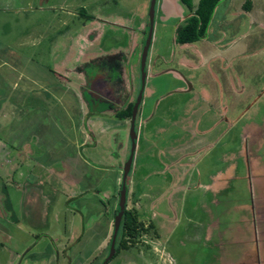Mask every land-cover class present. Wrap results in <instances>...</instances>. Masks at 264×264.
I'll return each mask as SVG.
<instances>
[{
    "label": "rangeland",
    "instance_id": "rangeland-1",
    "mask_svg": "<svg viewBox=\"0 0 264 264\" xmlns=\"http://www.w3.org/2000/svg\"><path fill=\"white\" fill-rule=\"evenodd\" d=\"M150 1L0 0V90H3L2 82L5 77L12 75L11 79L15 80L20 72L25 73L20 67L25 68V63H32L38 68L32 71L29 65L30 67L27 66L26 69L38 77L41 71L45 84L50 85L48 89L52 91L50 83L56 78L48 70L58 69L56 72L72 79L74 83H78L83 77L87 80L89 89L83 93L89 103L88 113L94 112L95 108L101 109L105 106L92 98L94 94H98L93 89L94 85L100 89V84L96 81L105 79L107 74V68L99 67L96 62L117 55L122 60L124 71L137 98L142 87L141 61L150 26L148 16ZM198 2L199 0H193L195 7ZM89 14L97 19L92 21ZM189 14V8L181 0L156 2L153 38L145 67L147 76L139 109L148 111L158 107L160 110L158 116L161 119H165L162 115L164 109L172 108L174 112L169 117L179 119L181 110L190 106L187 102L189 97L187 93L172 90L179 85L189 87L188 83H184V77H187L189 82L191 80L196 88L210 87L213 73L226 80L232 76L246 88L244 95L236 96L237 104L241 101L244 105L264 91V0H221L209 24L207 37L191 44L177 43L174 38L176 27L183 23ZM110 22L119 23V26ZM124 25L130 29L124 28ZM99 37H102L99 39L101 43L96 41L91 45L87 42L84 44L85 40ZM214 53L220 54L219 58H228L230 65L226 62L222 67L215 60L211 65L205 62L203 65L199 63L196 67L179 64L182 59L195 60L196 63L202 58H207L208 61L210 55ZM72 60H75L76 64ZM3 61L6 62L2 63ZM26 74L31 75L27 71ZM181 75L182 79L179 77ZM7 89L10 88L7 86ZM81 90L77 86V91ZM5 92L8 91L5 89ZM51 100L43 106L42 103L34 106L35 100L29 99L31 107H34L31 108L29 104L27 109L42 113L38 112L37 116L31 117L35 120L34 127L20 132L19 137L41 138L42 151H45L42 158L45 169L53 167L61 172L69 170L70 174L77 172V189H85L93 183L101 192V197L107 200L114 193L116 167L103 170L102 179L98 183L93 179L96 174L93 169L87 170L86 167L84 170L81 163L63 162V159L74 151V137L80 134L76 129L73 130L71 125L74 122L76 128L78 124L80 125L81 118L80 114L73 115L71 108V111L66 109L62 98H55L52 95ZM19 102L20 100L11 99L10 109H18ZM255 107L259 108L257 113H264V96ZM140 117L139 112L138 131ZM105 127L104 124L99 126L100 129ZM126 133L130 136V127ZM55 141H58L60 151L57 161L50 160L48 154L51 153ZM102 146L98 145L97 151L102 149ZM116 147L115 145L114 149ZM83 152L87 153L85 150ZM21 169L24 176L21 177L17 172L11 180H7L2 171L0 172V264H7L9 258L17 252H21L22 256L27 253L26 257L18 259L21 264H46L47 260L42 256L47 254L48 243L53 242L48 235L55 236L56 231L61 234L55 238L59 240L60 264H81L84 261L86 264H102L110 248L108 245L104 250H97L104 233L102 226H93L92 229L96 230L97 234L91 238H82L79 242L77 238L64 235L70 230L81 231L83 222L87 223L90 217H95L97 213L85 200L90 198L92 193L70 197L68 195L71 194L70 184L68 185L66 181L60 180L57 184L55 177L35 178L32 174L33 164L31 166L24 164ZM78 172L85 174L86 178L80 177ZM38 180L43 183L41 186L37 184L43 191L48 192L52 187L54 191L53 195L48 197L51 202L48 203L47 200L45 204L41 202L42 207L34 212L29 210L31 207H28V204H22L23 194L16 185L20 182L22 190L27 192L25 189L34 187ZM45 198L47 199V195ZM148 213V210L141 211V217L144 218ZM171 214L174 215L175 212L171 211ZM12 218L16 221L12 222ZM34 221L37 223L34 224ZM172 229L174 233L171 238L167 237L166 230L161 229V243L156 242L159 238H148V232L140 234L136 243H131L128 249H122L120 256L112 258L108 264H167V261L170 264H202L208 261L205 254L211 252L210 244L205 247L200 242L192 241L194 237H190L189 240L183 238L184 229L188 230L189 234L195 229L192 223ZM261 229L264 231V227L260 228V231ZM153 231L154 229L149 231L151 236L156 234ZM257 238H264V235L258 234ZM25 245L27 247L23 250ZM153 245H156L159 251H155ZM237 248L236 246L233 250V255L236 254ZM221 254L220 259L218 254L214 256L210 264H264V257L255 252L254 245L250 259L248 256L229 257L224 249Z\"/></svg>",
    "mask_w": 264,
    "mask_h": 264
},
{
    "label": "crops",
    "instance_id": "crops-1",
    "mask_svg": "<svg viewBox=\"0 0 264 264\" xmlns=\"http://www.w3.org/2000/svg\"><path fill=\"white\" fill-rule=\"evenodd\" d=\"M89 17L92 21L97 19L92 14H89ZM110 23L119 26V23ZM124 28L130 29L125 25ZM100 38L102 37L85 40L84 44L87 42L91 45L96 41L101 43ZM219 57L220 54L214 53L210 55L208 61L207 58H202L198 63L195 60L182 59L179 64L196 67L199 63L203 65L205 62L211 65L215 60L223 67L229 62L228 58ZM101 60L96 64L107 68V74L105 79L96 81L100 84V89L94 85L93 89L98 94L93 93L92 98L105 106L101 109L95 108L94 112L88 113L89 103L83 93L89 89L87 80L83 77L78 83H74L72 79L56 72L58 69L48 70L56 78L50 83L52 91L48 89L50 85L45 84L46 81L42 78L40 70L41 74L38 77V75L33 76V73L26 69L27 66H31L32 71L38 68L32 63H25V68L20 67L25 73L20 72L15 80L11 79L12 75L5 77L2 82L3 90H0V172L2 171L7 180H11L17 172L21 177L24 176L21 169L24 164L30 166L33 164L32 174L35 178L55 177L57 184L60 180L70 184L72 189L69 188L70 197L91 192L92 196L85 200L97 214L94 218L90 217L87 223L83 222L81 231L70 230L64 235L77 238L79 242L82 238H91L97 234V231L92 229L93 226H102L104 233L97 250L107 248L113 234L124 161L131 147L130 136L126 133L131 118H119L116 117V113L136 100L134 88L128 81L120 57L113 55L112 58ZM72 61L76 64L75 60ZM26 71L31 75L26 74ZM179 77L183 78L182 75ZM184 79V83H188L189 87L179 85L172 89L189 95L187 102L190 106L181 110L179 119L169 117L173 115L172 108L163 110L162 115L165 119L158 116L160 111L158 107L148 111L143 108L138 109L141 115L140 130H137L134 160L127 178V209H136L145 225L149 223L154 225L153 232L156 234L151 236V232H148V238H159L156 241L159 243H161V229L166 230L167 237L171 238L174 233L172 228L176 229L182 224L192 223L195 228L191 233L193 235L184 229L183 238L189 240L190 237H194L192 241L200 242L205 247L210 244L211 252L205 254L208 261L202 264H210L217 254L220 259L223 249L229 257L248 256L250 259L253 245L255 252H259L260 257L263 258L264 238L257 237L258 234L264 235V231L262 229L260 231V228L264 227V113H257L259 108L255 105L263 98L264 91L243 105L241 101L237 104L235 99L236 96L244 95L246 88L232 76L226 80L220 79L213 73L210 87L196 88L191 80L189 82L187 77ZM7 86L10 89H7ZM77 86L82 92L77 91ZM5 89L8 92H5ZM52 95L55 98H62L67 106L66 109L71 108L72 114H80L81 118L80 125L78 124L76 128L74 122L71 125L72 129H76L80 134L74 137V151L70 156H66L63 162L81 163L84 165V170L86 167L87 170L93 169L96 172L93 179L98 183L102 179L103 170L116 167L114 193L111 197L106 196L107 200L101 197V192L93 183L85 189H77V172L70 174L69 170L61 172L53 167L45 169L42 159L45 151H42L41 138L19 137L20 132L34 127L35 120L31 117L37 116L39 112L27 109L29 104L31 107L29 99L35 100L34 106L41 103L43 106L52 101ZM11 99L20 100L18 109H10ZM103 124L106 127L100 129L99 126ZM98 145L99 147L103 145L99 151H97ZM115 145L116 149H114ZM84 150L89 151L84 154ZM50 152H47L50 160L57 161L60 153L58 141H55ZM79 176L86 178L83 173ZM37 182L35 186L32 185L34 187L25 189L28 190L27 192L22 190L20 182L16 185L23 194L22 204H28V207H31L29 210L34 212L42 207L41 202L44 204L46 200L48 203L51 202L48 197L53 195L54 191V187L48 192L43 191L37 185L41 186L43 183L39 180ZM55 190L58 191V188ZM167 204L169 205L166 206ZM143 210L149 212L144 218L141 217ZM160 210L164 212L161 213ZM171 211L175 214L172 215ZM13 221L16 220L12 218ZM48 236L53 242L48 243L47 252L44 249L47 254L42 257L47 260L46 264H60L59 240L55 238L61 234L56 231L55 236ZM236 246L237 252L233 255ZM26 247L25 245L23 250ZM153 249L159 251L156 245H153ZM26 255L27 253L22 256L21 252H17L9 258L7 264H21L18 259H23ZM119 256L120 254L116 257ZM81 264H86V261ZM167 264L170 263L167 261Z\"/></svg>",
    "mask_w": 264,
    "mask_h": 264
},
{
    "label": "trees",
    "instance_id": "trees-1",
    "mask_svg": "<svg viewBox=\"0 0 264 264\" xmlns=\"http://www.w3.org/2000/svg\"><path fill=\"white\" fill-rule=\"evenodd\" d=\"M189 10L190 14L179 24L175 31V41L177 43H193L207 37L209 24L212 20L214 11L221 0H199L195 7L193 0H181ZM135 100L130 102L124 109L116 113L119 118H131ZM119 210H116V214ZM154 229L153 224L145 225L140 219L136 209H127L124 212L122 225L120 227L116 242L115 258L122 249H128L131 243H136V239L142 233H147ZM111 242V240H110ZM110 247V243H109ZM107 264V263H106Z\"/></svg>",
    "mask_w": 264,
    "mask_h": 264
},
{
    "label": "water",
    "instance_id": "water-1",
    "mask_svg": "<svg viewBox=\"0 0 264 264\" xmlns=\"http://www.w3.org/2000/svg\"><path fill=\"white\" fill-rule=\"evenodd\" d=\"M156 2L157 0H151L150 5H149L148 16L150 20V26H149V32L147 35V39H146V42L143 48L142 61H141L142 87L134 102V106L132 109V115L130 119L131 150H130L129 157L126 160L124 167H123V178H122V184H121L120 194H119V210L114 218V230H113V234L111 237L109 252H108L106 259L104 260L102 264L108 263L114 257L116 253V242L118 238V233L122 225V219H123L124 212L127 208V178L132 168L135 149H136V142L138 138L137 129H136V119H137L138 109L142 101L144 87H145V80L147 76L145 72V67H146V59H147L148 51H149L151 41L153 38Z\"/></svg>",
    "mask_w": 264,
    "mask_h": 264
},
{
    "label": "flooded vegetation",
    "instance_id": "flooded-vegetation-1",
    "mask_svg": "<svg viewBox=\"0 0 264 264\" xmlns=\"http://www.w3.org/2000/svg\"><path fill=\"white\" fill-rule=\"evenodd\" d=\"M110 261H111V260H110ZM108 263H109V262H108ZM108 263H107V264H108Z\"/></svg>",
    "mask_w": 264,
    "mask_h": 264
}]
</instances>
